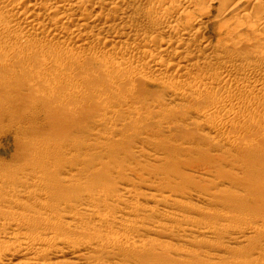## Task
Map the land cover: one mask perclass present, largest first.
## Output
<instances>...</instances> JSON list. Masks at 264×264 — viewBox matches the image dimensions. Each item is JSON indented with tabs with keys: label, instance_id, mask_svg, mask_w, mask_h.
<instances>
[{
	"label": "rangeland",
	"instance_id": "374dc122",
	"mask_svg": "<svg viewBox=\"0 0 264 264\" xmlns=\"http://www.w3.org/2000/svg\"><path fill=\"white\" fill-rule=\"evenodd\" d=\"M198 1L200 2L202 0ZM214 1L206 0L207 6L205 4L206 8L203 7L205 10L197 7L200 9L199 12L203 9L202 15H207V17L201 15L200 22L195 24L196 30L199 28L200 36L204 40L203 42L209 43L213 47L211 52L220 58L216 62H211V65L209 60L205 59V54L202 56L203 53H199L198 55L202 57L200 58L198 56L200 59L198 60L203 65L207 64L205 67L209 68L211 66L209 68L210 70L205 75L202 72L200 73L199 70H194L190 72L187 78H221L222 80L231 75L229 79L225 80L227 82L225 83V87H228L225 88L226 91L227 89H231V91L240 92V89L244 90L246 88V84L238 85L236 84L238 81L240 82L242 79H246V77H264V71H253L251 68L263 56H260V50L264 49V18H262L264 17L262 16L264 14V0H258V4L253 5H245L243 3L241 7L238 6L233 12L231 11L232 13L227 11V5L230 6L231 3V5L233 3L235 4L237 0ZM223 1H226V6L222 3ZM24 2L26 3L27 1L11 0L9 3L3 6L1 5L0 8L5 10L6 8H13L19 5L18 8H21L27 13L30 10L28 6L33 2L29 0L26 4ZM170 2H168L169 5L167 4L168 10H172L171 12L175 13L176 15H174L178 18V13H182L180 14L181 19L179 18L177 22L182 25L189 24V20H192L195 16V13L193 14L194 11H191L194 8H191V6L188 9L187 4H185V1L183 3V0H174V3L173 1ZM197 2L194 0V4ZM227 2L231 3L227 4ZM44 3H46L48 9L51 6L54 7L52 0H46ZM122 3L124 8L126 6L128 9L132 7L135 15L133 14L132 17L128 16L130 19L125 17L126 19L122 20L123 23L122 21H116L117 23H114L115 26L107 31V35L110 37L105 38L106 27L103 26V23L96 27L90 26L92 28L88 27L89 29H80V25H77V22L73 21L71 22L72 24H65L64 28L66 27L67 31L70 32L76 30V32H80L81 34L95 35V37H101L102 34L105 40L109 42L113 41L116 37V40L121 38L123 41H128L126 46H117L114 49L111 48L109 42H98L94 40L95 38L93 40L90 39V41L88 40L85 43L86 47L83 46L80 50H75L77 45H73L72 48L71 44V48L67 51L64 50V54L61 53L63 55L62 57L68 56L67 58H69L71 55L81 51L80 53L83 55L82 59L84 62L79 63V66L74 68L64 67L69 66L66 65L69 63H66L63 65L64 70L54 77L51 75L31 76L23 73L21 69L15 68L20 65L25 69H31L33 66V58H30L31 54H25L28 52L23 53L27 50L26 47L23 48V44H18V46L16 45L14 47V45L10 46L8 42V40H12L10 38L12 35L19 34V29L16 30V33L11 31L5 33L4 31L3 33L0 32V61H6L11 64L10 70H4L5 68L0 67V99H6L4 101L6 104L2 107L0 103V185L10 190L27 191L31 188L35 179L28 180L26 177L33 173H40L42 176L41 181L49 184L51 187L59 186L62 190L79 188L77 192L90 198L93 196L91 191L98 193L107 188H113L121 200L138 202L141 207L131 216L124 217L131 222V225L133 224L132 227H135L134 229L139 230L137 235H143L140 239L146 246L147 244L149 246L147 254L143 252V250L145 251L147 249L136 239V235L126 234L123 235L122 242L120 243L121 246L114 251L123 255L128 254L119 260L100 261L98 264H135L137 262L152 264L160 260L158 258L161 255L157 252V246L161 244L162 237L168 231L166 229L154 228L156 230L154 234L157 235L151 234V236L149 234L146 235L144 232L146 228L152 229L153 224L156 222L166 221L165 223H168L171 227L170 229L192 226L210 230H248L253 226L264 228V117L261 118V116H264V90L263 93L260 92L261 95L257 91L253 92L255 94H253L254 97L249 98L250 100L248 99L247 101H244L242 97L227 98L225 93H218V95H222L221 97L217 95L219 98H216L217 96L212 94L211 96H215V99L211 98L209 96L210 94L206 95L209 99L205 95L201 97H204L203 99L205 100H210H206V103H214V101L215 103H219V101L226 102L224 108L211 109L209 107H203L206 110L211 109L210 111L217 118L221 117L224 120H233V117L237 118L233 127L231 126L229 129H225L228 133L238 134V137L235 139L236 147H234L235 144L223 143L220 137L214 132L211 133L207 130H202L196 124L197 121L193 119L194 117L190 115L188 108H202V104L194 100L195 97L200 96V93L186 89L185 94L188 95L190 93L188 96L193 99L188 104L187 102L169 100L170 98L167 94L169 86L172 83H177L180 79H186V76L185 78L182 75L180 77V73L176 72L174 67L171 71L165 69L166 65H172L175 62L177 64V60L173 56V51L176 47L175 43L170 48L173 51L163 59L165 60V64H167H164L165 68L163 69L162 67V69L168 74V76L166 74L163 82L156 83L154 75L150 74L148 70H146L147 73L145 71L147 75H145L144 82L124 81V75L138 70L141 67V61L139 62L138 59V62L134 59L131 60V56L133 54L142 55V52L148 48L144 45V48L146 47L145 50L142 46L136 49L132 43L136 40H144V37L147 38L145 39L146 42L148 40L150 41L151 34H146L145 31H148V29L151 30L156 26L153 25L154 22H148L144 19L141 20L142 17L154 12L152 10L154 9L153 7L145 4V6H141L135 0H125ZM219 3L224 7L219 5ZM209 5L210 9L208 8ZM169 6H173V9ZM207 8L209 11L211 10L208 12L210 15L207 14ZM92 10L88 8L87 12H91L90 14L96 18L99 13L101 14L99 16L102 18L106 15L105 11ZM185 11L188 13L186 18ZM155 12L158 11L155 10ZM247 17L249 18L247 19ZM22 18L24 17L20 18V23H22ZM229 18H231V21ZM240 18L241 21H239ZM195 24L193 25L195 26ZM226 24L228 27L224 26ZM235 26H240L241 28L239 27V30L238 28L236 30ZM229 31H233V33L230 32L231 34H228ZM252 31L254 33L257 32L255 34L257 36H254L251 33ZM144 34L146 35L143 37ZM41 35L43 40L46 35L48 36L45 32ZM170 37L172 36H170L166 29H163L157 34L155 39L159 41V39L162 40L163 38L167 39ZM231 40H234L236 43L231 42ZM131 41L133 42L131 43ZM173 41L176 42L175 39ZM221 41L224 42V46L221 44ZM226 41L227 46L225 47ZM138 42L136 41V43ZM148 43L146 45H153H149ZM234 43L235 45H233ZM237 43L238 45H236ZM218 44L219 46H216ZM241 45H244V48L241 47L240 49ZM246 45L249 46L247 47L249 50L245 47ZM202 46L200 44H194L190 46V49L197 53V51L202 49ZM257 50L260 52L259 55L257 54ZM53 51L57 52V49ZM105 51L108 54L102 60L103 65L107 69L104 67V70L103 68L102 70H88L87 67L92 64L91 62H94L96 57L99 58L101 53ZM254 51L256 52L254 53ZM124 54H130V56L128 57ZM121 55L130 59L125 57L123 59V66L129 70L127 71L125 69L126 71L120 72L110 70L107 65L111 59L120 58L122 57ZM32 56L34 55L32 54ZM134 57L135 59L137 58L136 55ZM54 64H56V61L53 59L44 61L40 65L41 71L44 72L42 74L50 73L48 68ZM66 69L68 70L66 71ZM123 72H126V74ZM43 76L45 77L46 85L43 84L41 86ZM115 83L119 84V90H109L108 85ZM39 87H45L47 92H49V95L45 98V101L49 103L45 102L44 105L51 107V114H46L39 109L41 102L39 100L41 98L38 97V94H35ZM91 90L92 92L98 90L101 93V97L96 99L91 98L89 94ZM256 93L258 95L257 100ZM125 94H128V96ZM224 95L225 98L222 99ZM66 96L68 99H65ZM129 100H133L132 102L135 106ZM15 101L17 105L24 107L25 112H21L16 108L13 110L9 109V103L15 104ZM248 101H251V105ZM97 105H101V108L95 111L96 107H98ZM247 105H250V107ZM253 107L254 109L258 107V109L254 110L256 111L254 113L252 111L250 112V109H253ZM258 110L260 111L259 113L257 112ZM238 111L243 113H238ZM233 112H237V114ZM254 115L255 117L253 118ZM84 117L89 118L87 120L88 123L82 120ZM186 118H190V121L186 120ZM118 123L121 125L116 126ZM124 125H126V128ZM75 131H78L79 134L76 135ZM137 139L143 140L145 144L143 146L137 144ZM238 145H241V147ZM92 147L94 149H90ZM150 155L155 156V158H151ZM135 172L141 175L140 179L135 176ZM122 189H130L133 191L132 196L125 194ZM185 192L188 194L190 192L199 194L203 198V201L192 200V198L187 196L188 194L184 195ZM162 194L164 196L174 194L177 198V203H173L175 205L171 209L164 207L158 202ZM153 195L156 196L157 200H155ZM117 205H119L118 202L109 200L108 206L102 208V210L108 209L113 211ZM34 209L29 210L25 208L23 210L22 207H18L14 202L10 201V203L0 207V213L2 211H10L13 213L29 214V211ZM10 236L0 235V241L14 243L15 240ZM85 240L88 241V237L85 236ZM207 240H212L217 246L220 244L228 245V240H223L219 237L211 238L204 235H197V245L183 247V250L179 252L183 253L185 250H187L185 252L195 253L202 252L203 250L212 252L209 248H200L198 246ZM247 245H250L252 249H258L261 248V245L264 246V242L243 243L239 248ZM134 250H139V252L135 255H130L129 253ZM12 252L17 253V255L12 260L4 261L1 264H33L35 262L33 258L30 259L29 257L28 259V257H23L19 249L12 250ZM180 253L175 254L178 255ZM173 254H171V257L177 258ZM44 264L79 263L71 262V259L68 257H52Z\"/></svg>",
	"mask_w": 264,
	"mask_h": 264
},
{
	"label": "bare ground",
	"instance_id": "6f19581e",
	"mask_svg": "<svg viewBox=\"0 0 264 264\" xmlns=\"http://www.w3.org/2000/svg\"><path fill=\"white\" fill-rule=\"evenodd\" d=\"M9 1H11V0H0V6L1 5L3 6L4 4L9 3ZM22 1H25V0H22ZM26 1L28 2V0H26ZM29 1L33 2V3L30 5L28 4L29 6L27 5L28 9H30L29 11L27 10L28 11L27 13L24 12L21 8H18L19 5L15 6L13 8H6L5 10L0 8V32L3 33V31H4V33H5L7 31L8 32L11 31L13 33H16L17 32L16 30L19 29L18 30V31H20L19 34L16 33L15 35H12V37H10V38H12V40H10V41L8 40V42H9L10 46L14 45V47H15L16 45L18 46V44H23L24 45L23 48L24 47L27 48V50L24 51L23 53L28 52L25 54L26 55L31 54L30 58H33L32 59L33 66L31 69H33V68L34 69L33 70L25 69L24 67H21L20 65H19V67H15V68H17V69L19 68L22 70L23 73L31 75V76L51 75L54 77L58 73L62 72L64 70L63 69L64 67L74 68V67L79 66V63L84 62L82 59L83 55H81L82 53H80L81 51L79 53L71 55L69 58H67L68 56L62 57L63 56L62 54L65 53L64 50L67 51L69 48H71V47L73 48V45L74 46L77 45L76 48H79V49L75 48V50H80L81 48H83V46H85V43L88 40L89 41H90V39L93 40V38H95L94 40H97L98 42L105 41L106 43H108L109 41L105 40V38H107L109 36V35H107L108 34L107 31L110 28H113V26H115L114 23L116 21L121 22L123 19H126L125 17H128V16L132 17V15L134 14V11H133L134 9H132V7L128 9L127 6H126V8H124L122 6L123 5L122 2L125 0H52L54 3V7L51 6V8H49V9H48V7H46V3H44L46 0H29ZM135 1L139 2L141 4V6L145 4V5H149V6L154 8V9H152V10H154V12H151V13L147 14L146 16L143 15L145 17H142L141 20L144 19L145 21H148V22H154L153 25H155L156 27L152 28L151 30L148 29V31H145L146 34H149V35L151 34V39L149 38L150 41L148 40L149 43H148V41L146 42V40H145V39H147L146 37H144L146 34L143 35V37L145 38L144 40L143 39L142 40L141 39L136 40V41H139L138 43H136V41H134V42L131 41V43L133 42L132 45H134V47L136 49H139L141 46H142V48H144V45L147 46L148 48L145 50V48H146L145 47L144 48L145 51L144 50H142L144 52L141 51L142 52V55L140 54L141 56L135 54L137 56L136 59L134 57L135 56L134 54H133L134 56L133 55L131 56L132 57V58H130L131 60L134 59L136 61L138 59L139 62L141 61V67L138 70H135L133 72L130 71L131 73H129V74H126V72L125 73L123 72L124 74H126V75L123 74L124 75V78H123L124 81H129V82L133 81V82H137V83H141L142 81L144 82L145 75H147L146 70H148V72L150 74L154 75L156 83L163 82V79L166 77V74H167V73H165V70H163L165 68L164 66L167 64V63L165 64V60H163V59L166 57V55H168L171 51H173V50H170V48H171V45L173 43H175L176 47L174 48L175 50L173 51V53H174L173 56H175V59L177 60V64L175 62V64L166 65L165 69H168L171 71V70H173V67H174L175 68L174 70L176 72L180 73V77H181V75H182V77L184 76V78L186 76V79H183V80L178 79L179 81L177 80L178 81L177 83H172V85L169 86V91H168V93L166 92L168 94V97L170 98L169 100L187 102V104H188V102L190 100L192 101L193 99L190 96H188L190 93L188 95L185 94L186 89L194 90V91H197L198 93H200L199 94L200 96L195 97L194 100L196 102H198L199 104H202V108H200V107L199 108H192V107L188 108L190 115H192L194 117L193 119H195L197 121L196 124L200 128H202V130H207L211 133L214 132L217 136L220 137V139L223 143L234 145L235 139L238 137V134L237 133H235V134L228 133V132H226L225 129L226 128L229 129V127H231V126L233 127V124L237 120V118L233 117L234 118L233 120H226V119L224 120V118L222 119L221 117L217 118L216 115L210 110L222 108V107L224 108L226 102H220L218 99L219 103H215L214 100H213L214 103H210V102L206 103V100L209 99V98H207L206 95L210 94L209 96L211 98L215 99V96L214 97L211 96L212 94L217 96L218 93H220V94L225 93L227 98L228 97H231V98L242 97V99L244 101H247L249 98L251 99V97H254L255 94L253 92L257 91L260 95H261L260 92L263 93L264 77H261V76H260L261 78H247L246 77V79L244 78L240 82L238 80H237L238 82L235 81V82H237L236 84H238V85H245L246 84V88H244V90L240 89V92L231 91V89L230 90L227 89V91H226L225 88H228V87H225V83H227L225 80L229 79L231 75L230 76L226 75L227 77L223 78L222 80H221V78L220 79L219 78L218 79H212V78H203V79L201 78L200 79V78H197L198 80L192 79V78H187V76L190 75V72H192L194 70L195 71L199 70L200 73L201 72L203 73V75L207 74L208 71L210 70L209 68L211 66H209V68H208V67H205V66H207V64L203 65L202 63H200L201 61H199L200 59L198 58V56H200V55H198L199 53L200 54L203 53L202 56L205 54V59H208L210 64H211V62L212 63L216 62V60L218 61V58H220L219 56L216 57L217 55L215 56L213 54V52H211V50H213V47L210 46L209 43L203 42L204 40L200 36L199 28H197V30H196V24L195 23L200 22L199 19L203 13L202 11H203V9L205 10V8H206L205 7V4L207 3V2H205L206 0H202L200 2L198 0H195L196 2L198 1L197 2L198 4L197 3L194 4V0H183V3L185 1V4H187L188 9L191 6H192L191 8H194V10H191V9L190 10L194 11L193 14L195 13V16L193 19L191 17H188V18H191L192 20H189V24H187V25H182L179 22H177V20L180 18V14H182L181 12L178 13L179 14V18H178L175 16L176 15L175 13L171 12L172 10H168V5H169L168 2H170L171 0H135ZM172 1L174 3V0H172ZM225 2L223 1L222 3L226 6ZM231 2H229V3H231ZM257 2H258V0H237L235 4L233 3V5H231L232 4L231 3L230 6L227 5V11L232 13L235 8H237L238 6L241 7L243 5V3L245 5L246 4L253 5V4H258ZM229 3L227 2V4H229ZM21 4H23V3L21 2ZM166 5H167V9H166ZM219 5H221V3H219ZM175 6H177V5H175ZM206 6H207V4H206ZM169 7H172V9H173V6H169ZM197 7L198 8L205 7V8L201 9V11L199 12L200 9H198ZM222 7H224V6H222ZM88 8L93 9V10L105 11L106 15H104L105 17L102 18L101 16H99V14H100L99 13L98 17L96 18L95 16L90 14L91 12H87ZM208 8L210 9V5L208 6ZM208 8L206 10H208ZM261 8H263V7H261ZM188 9H187V11H188ZM223 9H225V8H223ZM155 10L158 12H155ZM42 11H43V13H42ZM159 11H161V12L159 13ZM187 11H185V13ZM210 11L208 10L207 14ZM205 12H204V14H206ZM263 12H264V9H263ZM230 13H228V14H230ZM260 13L263 14L262 12H260ZM187 14L188 13H186L185 18L188 16ZM199 14H200V16H199ZM208 15H210V14H208ZM235 15H233V16H235ZM255 15H256V13H255ZM202 16L207 17V15H202ZM248 16H249V14H248ZM262 16H264V14ZM21 17H24V18H22V23H20ZM234 18H236V17H234ZM248 18L249 17H247V19ZM262 18H264V17H262ZM229 19L231 21V18H229ZM243 19H244V17H243ZM257 19H259V18H257ZM18 20H20V21H18ZM138 20H140V19H138ZM73 21H76L77 25H80L79 26L80 29H83V28L87 29L90 26L96 27L97 25H100L103 23V26L106 27V37L104 38L102 36V34H101V37H102L101 38L100 36L98 37L97 35H96L97 37H95V35L91 36L90 34L89 35L88 34L87 35L81 34L80 32H76V30L73 31L74 33L72 31L71 32L67 31V28L66 27L64 28L65 24L71 23ZM239 21H241V18ZM239 21H238V24H239ZM122 23H123V21H122ZM190 23L195 24V26L193 24L190 25ZM232 23H233V21H232ZM242 23H243V21H242ZM241 24H240V26H241ZM66 26H68V25H66ZM116 26H117V24H116ZM224 26H227V24ZM239 27L235 26L236 30H237V28L239 30ZM90 28H92V27H90ZM101 29H102V27H101ZM116 29L118 30V28H116ZM163 29H166V31L172 37L167 38V39L163 38L162 40L159 39V41H158V39H155V38H156L157 34ZM255 29H253V30L256 31ZM117 30H116V32H117ZM44 32H45V34L47 33L48 36L46 35L47 36L46 37L44 35L45 38L43 40V38L41 37L42 36L41 34H43ZM230 32L233 33V31H229V33L228 32L227 33L231 34ZM136 33H138V32H136ZM251 33H253L254 36H257V35H255L257 32L254 33L252 31ZM10 34H12V33H10ZM110 35H112V34H110ZM113 36L116 37L114 34H113ZM147 37H149V36H147ZM116 38H114L113 41L109 42L111 45V48L115 49L117 46H119V47H122V46L124 47V45L126 46L128 41H123L120 37H118V38H120L119 40H116ZM129 38H130V36H129ZM172 38L175 39L176 42H174ZM111 39H108V40H111ZM234 39H235V37H234ZM242 39H244V38H242ZM242 41H245V40H242ZM145 42H146V44L148 43L149 45L150 44H153V45L148 46L145 44ZM231 42H235V41L231 40ZM223 43L224 42H222L221 44H223ZM235 43L233 45H235ZM71 44H72V46L70 47ZM194 44H200V46L203 45L202 49L201 50L198 49L199 51H197V53L193 52L190 49V46L194 45ZM219 44L216 46H219ZM242 44H244V43H242ZM236 45H238V43ZM223 46H224V44H223ZM226 46H227V41H226L225 47ZM243 46L241 45L240 49ZM260 46H262V45H260ZM152 47H154V48H152ZM245 47L247 48L249 46L246 45ZM12 48H13V46H12ZM50 49H52V50H50ZM54 49H57V52H54L53 51ZM247 50H249V48H247ZM247 50H245V51H247ZM251 50H252V48H251ZM261 50H260V52L262 54L258 50H257V54L259 55V53H260V56L261 55H263V56L260 59V61L257 62V64L252 65L251 68L253 71H261V72L264 71V53H263L264 49H261ZM139 51H138V53H139ZM105 52H102L99 58L96 57L94 62H91L92 64L87 67L88 70L89 69L102 70V68L104 70L105 66L103 65L102 59L105 57L106 54H108V52H106V53ZM255 52L256 51H254V53ZM217 53H219V52H217ZM32 54L34 56H32ZM22 56H24V55H22ZM125 56L129 57L130 54L129 55L126 54ZM125 56H122V57L116 58V59H111V61L107 65L108 68L110 70L111 69L115 70L116 72L126 71L125 69H127V68H125L123 66V59ZM202 56H200V58ZM128 57H125V58H128ZM49 59H51V60L53 59L54 61H56V64H54V65L50 66V68H48V71L50 73L42 74L44 72L41 71L40 65L44 61L49 60ZM84 60H85V57H84ZM138 60H137V62H138ZM224 62H227V61H224ZM66 63H69V64H66ZM64 64L69 65V66L63 67ZM127 65H129V64H127ZM240 66H237V67H240ZM0 67L5 68L4 70H6V69L10 70L11 64H9L6 61H0ZM42 67H43V65H42ZM162 67H163V69H162ZM133 68H135V67H133ZM236 68H234V70ZM241 69H242V67H241ZM246 69H247V67H246ZM67 70L68 69H66V71ZM128 70L129 69H127V71ZM145 71H146V73H145ZM230 71H228V72H230ZM235 71H237V70H235ZM239 71H240V69H239ZM250 74H251V72H250ZM167 76H168V74H167ZM173 76H174V74H173ZM195 76H197V75H195ZM245 76H246V74H245ZM224 77H225V74H224ZM42 80L43 81L40 84L41 86L43 84H45V77L44 76L42 77ZM162 84H164V83H162ZM168 85H170V84H168ZM34 89H36V88H34ZM108 89L111 91H114V90L117 91V90H119V84L115 83V84L108 85ZM48 93L49 92H47V89L45 87H39L38 91L35 92V94H38L39 95L38 97L41 98L40 100L37 98L39 101H41L39 104L40 105V107H39L40 111L42 110V112H44L46 114H51V112H52L51 107H49V106L47 107L44 105L45 102L49 103V102L45 101V98L49 95ZM89 94H90L91 98H94V99L101 97V93L98 92V90H94L93 92L91 90V93H89ZM125 95L128 96V94H125ZM193 95H194V93H193ZM203 95H205V97L207 98L206 100L203 99L204 97L201 98ZM225 95L222 97V99L225 98ZM34 96L36 97V95H34ZM218 96H220V95H218ZM218 96L216 98H219ZM257 96L258 95L256 93V97ZM231 98H230V100H231ZM65 99H68L67 96ZM257 99H258V97L256 98V100ZM162 100H164V99H162ZM261 100H262V98H261ZM4 101H6V99H2V100L0 99L1 107L6 104ZM132 101L129 100V102L135 106V104H133ZM207 101H210V100H207ZM252 101H253V99H252ZM248 102L250 103L251 101H248ZM16 103H17L16 101H15V104L9 103V109L13 110L16 108L17 110H20L21 112H25L24 107L19 106ZM238 104H239V102H238ZM250 105H251V103H250ZM250 105H247V106L250 107ZM97 106L98 107H96L95 111H98L101 108V105H97ZM204 106L209 107L211 109L206 110L205 108H203ZM237 109H239V108H237ZM256 109H258V107ZM256 109H254V107H253V109L252 108L250 109V112L252 111V113H254V112H256V111H254ZM257 112L259 113L260 111L258 110ZM238 113H243V112L238 111ZM234 114H237V112ZM245 114H246V112H245ZM248 114L250 115L249 112H248ZM255 115H257V114H255ZM255 115L253 116V118L255 117ZM236 116H238V115H236ZM242 117H244V116H242ZM262 117H264V116H261V118ZM190 118H186V120L190 121ZM88 119H89L88 117H84L82 120L84 122H87ZM119 125H121V124L118 123L116 126H119ZM124 127L126 128V125H124ZM215 128H217V129H215ZM75 132H76V135L79 134L78 131H75ZM136 143L141 144L142 146L145 144L144 141L140 140V139H137ZM238 144H240V143H238ZM238 146L241 147V145H238ZM234 147H236V144L234 145ZM90 149H94V148L92 147ZM150 157L155 158V156H152V155H150ZM135 176L138 177L139 179L141 178V175H139L136 172H135ZM26 179H28V180L35 179L34 183L31 185V188L27 191L10 190L5 186L0 185V207L5 206L6 204L10 203V201H11V202H14V204L16 206L22 207L23 210H25V208L29 209V210H31L32 208H35L34 210L29 211L30 212L29 214L28 213H13L10 211H2L0 213V235H4V236H10L11 235L13 237V239L15 240L14 243L11 242L12 244L9 242L7 243L4 241H0V264L3 263L4 261L12 260L13 257L15 255H17V253L12 252V250H16V249H19V251L21 250L23 257H28V259H29V257H30V259L33 258L35 260V262L33 264H44V263H46V261L48 259H50L52 257H68L69 259H71V262L73 261V262H76L79 264H98L100 261L119 260L120 258H123V256L125 257L128 253L123 255L121 253H116L114 250L121 246L120 243L122 242L123 235H126V234L136 235V237H137L136 239L139 240V242H141L142 246L147 249L145 251L142 249L143 252L147 254L149 246L147 244V246H148V248H147L145 243H143V241L140 239L141 236H143V235H137L139 233V230L134 229L135 227H132L133 224L131 225V222L127 218L124 217V216H131L136 210H138L141 207L138 202H135L133 200H121L120 196L114 192L113 188H107L106 190H103V191L98 192V193L91 191V194L93 196L90 198V197L85 196L82 193L77 192V190L79 188H69L66 190H62L59 186L51 187L49 184H45L41 181L42 176L40 173H33L32 175H28L26 177ZM122 190L124 191L125 194H127L129 196H132V194H133V191H131L130 189H122ZM185 194H188V193L185 192L184 195ZM187 196L189 198H192V200L194 199V200H197L200 202L203 201V198L201 197V195L196 194V193L190 192ZM153 197L155 198V200H157L155 195H153ZM109 200H112L113 202H118L119 205H117L113 211H110L108 209L103 211L102 208H106L108 206ZM158 202H160L164 207L171 209V207L173 205H175L173 203H177V198L174 194L165 195V196L162 194V195H160V201H158ZM218 214H219V212H218ZM165 222H156L153 224L152 229L146 228L144 230L146 235L149 234L150 236H151V234L157 235V234H154V233H156L155 229H166L168 231V233L162 237L163 240H162V242H160L161 244H158V246H157L158 247L157 252H159L161 255V257L158 258L160 260H158L152 264H264V246L263 245H261V248H258V249H252L250 245L239 248V246L242 245L243 243L249 244L251 242L252 243L253 242H259V241H261V243L264 242V228H262V227H254L253 226V227L249 228L248 230H239V229L210 230V229L201 228L198 226L197 227L196 226L179 227L177 229H175V228L170 229L171 227L168 225V223H165ZM91 233H93V234H91ZM197 235H204V236L211 237V238L219 237L220 239L228 240V245L220 244L219 246H217L212 240H207L205 242L203 241V243L199 244L198 246L200 248L201 247L206 248V249L209 248V249H211L212 252H209V251L207 252V251L203 250L202 252H196L195 253V252H185V251H187V250H185L183 253H180L179 251L183 250V247H187V246L196 244V236ZM85 236L88 237V241L85 240ZM16 237H18V238H16ZM137 252H139V250H134V251L130 252L129 254L135 255ZM175 253H180V254L177 255ZM171 254L176 255L177 258H172L173 256L171 257ZM135 264H142V263L137 262Z\"/></svg>",
	"mask_w": 264,
	"mask_h": 264
}]
</instances>
